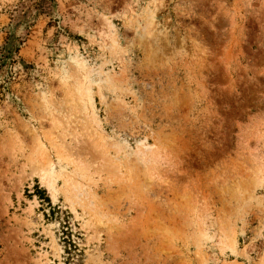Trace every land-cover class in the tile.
<instances>
[{
  "label": "rangeland",
  "instance_id": "rangeland-1",
  "mask_svg": "<svg viewBox=\"0 0 264 264\" xmlns=\"http://www.w3.org/2000/svg\"><path fill=\"white\" fill-rule=\"evenodd\" d=\"M0 264H264V0H0Z\"/></svg>",
  "mask_w": 264,
  "mask_h": 264
},
{
  "label": "trees",
  "instance_id": "trees-1",
  "mask_svg": "<svg viewBox=\"0 0 264 264\" xmlns=\"http://www.w3.org/2000/svg\"><path fill=\"white\" fill-rule=\"evenodd\" d=\"M39 190V189H38ZM65 223H66V221H65ZM66 227V226H65ZM65 227H63L64 229H65ZM64 234L65 235H67V233H65L64 232ZM69 237L67 238V239H65V242L67 243V245H68V247H69V249L72 251V250H74V252L76 253V250H77V247H76V245L75 244H73V242L69 239ZM69 250V251H70Z\"/></svg>",
  "mask_w": 264,
  "mask_h": 264
}]
</instances>
